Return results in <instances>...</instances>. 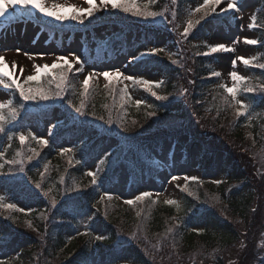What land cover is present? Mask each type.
Returning a JSON list of instances; mask_svg holds the SVG:
<instances>
[{
    "label": "trees",
    "instance_id": "16d2710c",
    "mask_svg": "<svg viewBox=\"0 0 264 264\" xmlns=\"http://www.w3.org/2000/svg\"><path fill=\"white\" fill-rule=\"evenodd\" d=\"M162 4L163 1L160 0L154 6V11L159 12L162 10ZM112 20H125L128 22H136L138 20L147 22V20L141 17H134L128 13L117 14L115 17L114 13H107L103 17L90 19V23L86 20L85 26H93L94 24H98V22ZM148 20L152 21L153 19L149 18ZM257 23L259 24V41L263 45L257 62L264 64V4ZM203 33L205 32L203 31ZM191 48L196 53H200L202 50L201 46L192 45ZM149 61L162 67L165 73L167 82L166 86H164V89L165 87L166 89L162 88L161 90L162 95H167L172 89H176V86H173L171 81H173L176 74H179L175 70L177 69V64H173L172 61L169 62L162 55L152 56ZM194 68L196 70L195 78L193 79L195 82L193 86L195 87L194 100L198 99L202 103L205 102L204 99H213L215 101L214 109L218 112L226 110L227 114L219 118V116H214V114L202 113L198 107L195 123L200 121L199 125L201 131L205 133V139L200 140L196 137L194 140L189 139L187 142L185 140L182 144L187 152L186 154L189 155L191 151L202 147L198 158V166L203 174H208L213 168L212 162L214 158L212 153H214V147L211 144L213 139H211V136L207 137L209 134L206 130L219 131L231 139L234 144L235 147L233 146L231 152L235 154L237 162L241 161L250 170V167H252L250 164L252 162L251 155H248L246 151L245 153L242 152V148L239 146V144H243L241 141L243 136L241 127L239 126V124H242V117L235 116L232 107L222 103L223 97L218 90H210L209 84L211 80L203 79L206 77V74L199 60L196 61ZM59 73L60 70L57 69L53 71L52 75H58ZM254 75L257 76V79L256 82H251V87H257V82H260L264 86V69L257 67ZM44 79L42 77L41 82H44ZM47 79H51V76H48ZM69 80L76 86L77 91L74 93L70 88L66 99H71L78 106L81 101L79 79L77 76H69ZM90 86L89 95L84 97L85 110L89 112L87 118L78 116L63 102L55 104L51 102L29 104L27 110L22 112L21 116L17 119H13L10 110L5 109V126L10 130L8 134L13 135L14 138L9 140L8 146L5 147L3 151L4 158H17L18 152L26 158L27 155H31L28 151L29 148L35 149L40 155L34 157L31 162H26L24 174L14 171L10 175L0 176V186L4 188L5 196L11 200L19 197L26 204L33 203L37 205L43 198L47 205L45 209L39 207L38 210L27 214L16 212L13 209L0 208L1 243H6L17 235L21 239L30 237L35 242H38L35 247L30 246L29 250L22 249L21 243L17 245V249H19L18 256L23 264H50L49 262L55 259L54 257L56 256L59 262L55 264H88L87 245L89 241H80L76 245L71 244L66 246L60 235L61 230L59 226L61 225L62 227L66 222H69L72 217L77 215L76 213L86 211L87 205L92 202L94 203L97 195L88 177L82 176L81 168H71L68 157L56 155L52 148L53 145L61 142V140L78 139L77 150L92 151L91 149L98 147L100 138L95 137V135L99 127L104 128L108 133L116 135L119 138L123 136H135L136 138L145 136L146 141L144 142L158 139L153 135L155 131H158L162 135L168 130L163 124L165 121L163 117L165 110L163 108L166 106V103H171L174 97L168 101H151V105H155L158 115L149 117L148 113L153 110L149 107L140 106L139 108L132 107L128 109L124 105L121 109L119 89L110 93L108 89H101L95 85ZM110 88L114 87L110 86ZM210 92L214 93L208 94ZM263 95L264 91L260 90L254 95H248L253 108H258V106L264 104ZM258 97L262 99L261 102H258L260 101ZM11 99L13 108H18L22 103L18 93H14ZM55 105L60 108V116L65 121L69 116L68 118L75 127L66 126L64 130L58 131L56 138L52 139V144L47 147L38 145L30 138L24 145H21L15 136L18 135L19 130L23 128L27 129L28 123L34 121V118L37 120L38 117L33 115L35 114V110L42 109L40 117L48 118L51 116L50 111ZM92 113H95L96 116H103L104 120H108L111 117L115 123L108 130V125L101 120L94 119ZM180 117H184V115H180ZM121 121L129 129L128 132H124L117 127V124L121 123ZM133 121L136 123H133ZM190 121L192 122V119ZM99 123L105 124V126ZM166 123L171 122L167 121ZM95 126L98 128H94ZM253 130L256 131V143L254 147L249 146L247 150L254 151L256 149L258 153L260 152V146L264 145V142H262L264 140V120L259 123L258 127H254ZM5 137L6 135L0 134V150H2L5 143ZM110 159L113 161V157ZM226 160L231 163L228 169V175H231V178L228 179L229 183L230 180L239 181L240 174L242 173L241 167L238 164L236 165L229 156ZM255 162L257 163L256 160ZM45 166H47L46 171ZM4 171L8 172V165H5ZM41 173H43V177ZM36 183L41 184L40 189L35 187ZM256 184L258 185L257 192L263 191L264 195V185L258 182ZM66 188L76 189L71 192V195L73 197L78 196L79 199L65 204L64 202L68 199L64 195ZM227 188L228 186L225 184L216 186L215 188L208 187L206 189L207 193L194 192L192 195L187 194L181 204L145 205L139 208V210L134 211H119L113 208V206H116L112 203V206H107L106 212L99 214L100 209L97 210V207H95L97 214L93 219V223L101 225L105 232V236L95 242V248L98 254L107 256L113 262L120 259H129V262L125 264H181L182 262L187 263L190 261L194 264L197 262L201 264H225V257L235 250V247L240 242L239 238L242 236V232L238 229L237 224L243 222L241 227L247 228V231H243V233H248L252 228L246 224L252 223V226L255 222V226L262 224L263 222L259 220L263 217V211L260 210H264V203L262 202V208L259 210L255 209V212H253V206L252 208L250 207L253 196L249 199L231 196L225 203ZM44 191L49 193L47 197L43 195ZM216 195L218 201L213 199ZM52 200L58 201L56 208H52ZM56 224L59 225L56 226ZM188 224H202L203 228L191 230L190 227L188 228ZM169 228L172 229L171 233L168 232ZM43 233L46 239H41L40 236ZM250 248L251 246L249 245ZM211 258L213 259L212 261L210 260Z\"/></svg>",
    "mask_w": 264,
    "mask_h": 264
},
{
    "label": "rangeland",
    "instance_id": "374dc122",
    "mask_svg": "<svg viewBox=\"0 0 264 264\" xmlns=\"http://www.w3.org/2000/svg\"><path fill=\"white\" fill-rule=\"evenodd\" d=\"M141 1H143V4L147 2H154L156 0ZM45 3L48 7H51V5L54 3L64 5L65 7H88L87 0H45ZM97 3H99V0H97ZM202 3L203 0H189L185 4V7L182 8V14H180V18L177 22L172 20L170 17L171 15H173V13L177 14L175 10H172L170 15L167 16L168 18L165 19L164 24L159 25L161 28L166 27L169 31L161 35L159 37V41L155 45H148V47H146L144 51L142 47H138V49L135 51H128L126 54L117 55V57L113 61L106 62V64L85 66L84 71L81 73L80 81H82V79L90 72H101L107 70L114 71L116 69H119L125 75H133L137 79H147L154 83L164 81L166 84V78L163 76L162 71H157L155 69L149 70L140 66V63L143 62L147 56L136 63H129V61L132 60L133 56H139L140 52L148 51L153 47L164 48L172 58L179 56L181 52L177 41L179 43L182 42L185 44V42L189 40V38L184 39L181 33H183L184 28L187 27L189 21H194L195 18L192 17L196 13L195 8ZM226 6L227 0H224L220 7ZM258 6L259 2H257L256 0H242L240 11L234 14L236 16V19H230L226 15L225 17H223V26L218 27L214 31L210 30L208 35L204 36L203 41L207 48L216 44H225L235 49V51L227 55H224V53H218L216 57H212V55H209L208 63L210 65V69L212 71H219L221 73V76L217 77L218 81H216L213 86H217L221 90L223 97L225 94L223 93V89L219 86L221 84L227 87L233 86V82L229 76L230 71H236L238 74L245 77V81L250 79H257L255 75L253 76V73L250 69L252 67L251 65H248L251 66L248 67L237 60L236 67L233 69L231 62L234 58L240 56L246 57L250 60H254L256 58V55L260 52L257 46L246 45L243 43L245 37L249 39H257L255 27L249 29L248 25L253 22L252 17L254 16V11L258 8ZM113 10L114 9H112L109 5V8L107 10L96 12V14L104 15V13H106L107 11ZM8 11L12 12V9L9 8ZM217 11H219V8L217 9ZM16 13L17 14L15 17L8 16L4 19H0V56H3L5 58V62L8 65L7 70L12 71L13 78L17 79V81L21 84H23V80L27 75L34 74L35 70L33 65H50L51 63L55 62L57 56H69L70 53L79 55L83 59L86 47L90 49L91 53H94L93 51L96 45H98L99 43H105V40L108 37L107 30L105 29L106 27H94L92 29V32L85 33V31H83L82 29L84 28V26L71 23L67 25L74 28V30H76V33L73 34V36H67L65 39H63L62 44L59 46L53 39V36L49 37L47 34L43 33L38 25L34 23V21H45L48 23L52 22L55 25H59V23L52 21L50 18L42 17L38 12L30 8L26 10L17 9ZM27 14H30V19L27 18ZM197 14H203V12ZM169 21H171V23H169ZM172 26L175 27V29ZM172 30H174L175 32V34L173 35L171 32ZM189 44L191 43H187L188 50H191ZM193 44L197 45L200 44V42H195ZM16 49H21L22 51L18 54ZM188 52L189 55L192 56L193 52ZM25 53L30 54L33 58L29 59L28 56L25 55ZM165 56L168 58V55ZM69 58L71 59L70 56ZM13 62L17 65V68L15 70H13L11 67ZM194 66L195 63L190 64L188 62L186 67L187 71L180 73L179 79L177 81L174 80L176 79L175 77L173 81H171V84L173 86H176V88L179 87L182 91V99L180 98V100H177L176 102L178 103L173 105V107L170 108L169 112L179 114V112L181 111V113L184 114V118L175 119L174 117L171 118L173 119L172 121L166 119L165 123L167 121L171 122L169 124L172 125V127H174L182 135H184V137H191V135H194L200 140H203L205 139V133L201 131V127L199 125L200 121L198 122V125L195 124L196 127L192 129V127L195 126L193 124L196 122L195 115L198 107L201 109L202 113H207L209 115L214 114V116H219V118H221L222 115H226L227 111H216L214 109L215 101L213 99H205V106L199 105L196 101H194V103L186 102L184 97L186 96V93H188V87L185 85V83L186 81L190 83V81L195 76L196 70ZM74 67L77 68V65H74ZM19 68L24 69L23 74L20 73ZM4 82L10 83V80L5 77ZM91 82L93 84L95 83L96 86L98 85L99 88H104L105 81L102 76L98 79H94ZM112 84H115L116 86L119 85L120 88H123L124 84L128 85L127 91L128 95L131 97L130 100L127 98L128 106H135L133 101L137 99H141L145 102L144 104L150 105L149 101L155 98L151 95V91H155L157 93V91L159 90V88L155 87H153L151 90L141 89L138 88V84L133 85L131 81H125L124 83H121L120 81L114 79L112 81ZM24 86L26 88L28 87L27 85ZM237 87L239 89L237 99L242 103L249 105L247 99H245L243 82L241 84H238ZM185 89L187 90L186 92L184 91ZM189 90L191 91L190 88ZM14 93H18L14 88L5 89L3 87V84H0V103L8 104L9 102H11V97ZM233 110L236 112L237 108L233 107ZM190 118L192 119V122L190 121ZM263 119L264 105L259 107V109L249 108L247 114L245 116H242V124H239L243 136L241 140L243 144H239V146L242 148V152L245 153L246 151V153L248 152V155H251L250 158H252V162L250 164L252 165V167H250V170L241 161H239V163L237 162L235 154L231 152L234 146L231 139L227 138L223 133H220L219 131L213 132L212 130H206V132L209 134V136L207 137L211 136V139H213V142L211 144L214 147V153L212 154L214 160L212 163L213 165H215L213 171L209 173L212 177L208 180L210 182L226 181V179L231 178V175H228V169L231 166V163L225 160V157L227 158L229 156L236 165L238 164L239 167H241L242 172L240 174L241 177L239 178V181L236 183H231L230 185L233 188H236L238 192L236 196L245 197V199H249L253 196L250 207L252 208L253 206L254 209L258 210L262 208V202L264 203L263 191L258 193V185L256 184V182H258L261 183V185H264V145L260 146V152L258 153L256 152V149L254 151H248L247 149L249 148V146H255L256 131L253 130V128L258 127L259 123ZM60 121L61 119L58 118L55 113L50 120H44L39 126L31 125L30 130L37 137L48 139L50 137L48 135V128H50L53 124L57 125ZM100 125L105 126V124ZM107 129L109 130L108 126ZM261 132L263 131L261 130ZM23 134H25L24 131ZM191 139L193 138L191 137ZM262 142H264V140ZM8 144L9 143L6 141V145ZM111 145L112 146H110L106 151L100 154L99 157L92 159L91 161H89V163H86L84 171H96L99 168L100 176V174L103 172L104 164L100 165L99 160L104 158L103 155L110 152L113 148L117 147L115 142ZM66 147L73 149L72 142L63 144L61 147L57 148V151L61 153L62 149ZM149 153L156 163V168L154 169V179L147 175V171L144 168H141L138 164H135V168L138 169L140 179L138 187L133 186L132 180L130 179L129 170L124 169L122 175L118 178L117 184L112 187L111 190H107V193L111 194V198L114 201L118 202L119 206H128L124 203V199H134L135 195H138L144 191L152 193L150 197L146 198H149L153 201L157 200L160 202H165L167 200H175L176 204H181L183 200L182 197L185 192L181 191V189L186 187L187 183L191 181V179L185 181V176L195 177L196 180L200 179V181H208L204 176L196 172L197 164L195 162V159L197 156V151L191 153L192 157L189 164L184 163L183 150L180 145H177L175 142L172 143L165 140L160 151L153 149L150 150ZM72 157L76 159V161H80L82 159V156L76 152L73 153ZM255 160L258 164L255 162ZM134 161L136 162V160L133 158L131 162L134 163ZM0 163H2L1 160ZM252 170L253 172H251ZM172 175L179 176L180 179L171 181ZM100 183H102V181H99V184ZM103 188L104 186L101 187V192L104 191ZM231 192L232 189L229 190L228 194H230ZM4 193L5 192L3 188H0V198H2V202H8V199L5 198L6 196H4ZM12 203H14L17 207L23 209V211L21 212L24 213L30 212L35 209L34 205H25L18 198ZM40 204L45 205L46 203L41 201ZM260 211H263V217L261 216L262 218L259 221H262L264 223V210L261 209ZM92 212L93 210H91L87 214L78 216L70 225V227H66L63 233L64 240L66 241V243L71 244L75 242L80 236H82L81 233L89 232L92 235V239L88 243V245L90 246L88 255V257H90V264H111L108 263L105 259L100 258L96 255L95 246H93L95 240L93 238H95L97 235L104 237L105 233L99 226L91 227L90 220L92 219ZM242 223L240 222L237 224L238 229H240V231L242 232V236L240 235L241 237L239 238L240 242L237 247H235V250L225 257V264H262L261 259L264 260V224H260L262 226H255V222V224L252 226V223H247L246 225L248 227H251L252 229L248 233L246 232L245 235L243 231H247V228L243 226L241 227ZM193 228L200 230L202 229V225H195L193 226ZM43 235L45 234L43 233L40 236L41 239H46V237H44ZM17 242H19L18 238L13 239L9 242L6 249L2 245H0V261H5L7 263L9 262L10 264H23L22 260L17 257L19 252V249H17ZM32 244H34V240L28 237V239L22 242L21 247L24 250H29V246ZM249 245L251 246L250 249ZM54 258L55 259L49 262L50 264L59 262V260L56 259L58 258L57 256ZM210 260L212 261L213 259L211 258ZM121 261L122 260H120L118 264H125L126 262H129V259H126L122 262ZM181 264L194 263L190 261L187 263L182 262ZM196 264L201 263L197 262Z\"/></svg>",
    "mask_w": 264,
    "mask_h": 264
},
{
    "label": "snow or ice",
    "instance_id": "6c2138e0",
    "mask_svg": "<svg viewBox=\"0 0 264 264\" xmlns=\"http://www.w3.org/2000/svg\"><path fill=\"white\" fill-rule=\"evenodd\" d=\"M175 2L176 0H173V3ZM223 2L224 0H203V3L195 8V12L196 13L203 12V16H201L200 19H205L208 16H212L213 19H216L220 17H225L226 15L230 19H236V16L234 14L240 11L242 0H227V6L220 7ZM87 5H88L87 8H76V7H65L64 5L54 3L51 5V7H48L45 3V0H0V19H4L8 16L15 17L17 14L16 13L17 9L26 10L30 8L38 12L42 17L50 18L52 21L59 23L61 25L75 23L80 26H85L86 20H88L90 23L91 22L90 18L93 17L96 12L107 10L109 8V5L114 10L118 9L123 13L131 14L134 17H141L145 20H148L149 18L155 20L158 17L161 18L164 17L163 12L142 11L140 5L137 3V0H99V3H97V0H87ZM9 8L12 9V12L8 11ZM218 8L219 11H217ZM173 17H175V13H173ZM252 21L253 22L248 25L249 29H252L256 26L254 16L252 17ZM169 23H171V21H169ZM195 23L199 24L200 20H197ZM193 28H194L193 22L189 21L187 27H185L183 33H181L184 39L188 38ZM243 43L246 45H257L260 43V41L245 37ZM16 51L19 54L22 50L16 49ZM233 51H235L233 47H229L225 44H216L208 47L207 51L197 53V55L209 56L216 53H227ZM158 53H164L165 55H168V58L170 60H172L171 55H169L164 48L153 47L149 49L147 52H140L139 56H133L132 60H130L129 63L139 62L146 56H155ZM25 55L28 56L29 59L33 58L28 53H25ZM69 56L71 57V59L69 58ZM69 56H64V55L57 56L55 62L51 63L50 65L49 64L33 65L35 70L34 74L27 75L23 80V84L19 83L17 79L13 78V72L7 70L8 65L5 62V58L3 56H0V84H3V87L5 89L14 88L15 91L19 93V97L22 101V103L19 105L18 108H13L11 102H9L8 104L0 103V134L6 135L9 140H12L14 138L13 135H8L10 130L5 126L6 125L5 109L10 110V114L13 119H17L21 116L22 112L27 110V106L29 104H40V103H49V102L55 104L57 102H63L68 108L72 109L78 116L87 118L89 116V112L85 110L86 105H85L84 97H87L90 93V82L93 81L94 79H98L101 76L105 81L104 88L108 89L110 93L116 91L115 88H110V85L112 84V81L114 79L120 81L121 83H124L125 81H131L133 85L136 84L144 85L145 88L148 90H151L153 87L159 88L163 83V81L159 83H154L147 79H137L133 75H125L119 69H116L114 71L107 70L101 72H90L82 79L80 83L79 95L81 96V101L80 104L77 106L73 103L71 99H66V96L68 95L70 88L74 93L77 91L76 86L72 84L71 80H69L68 74L72 72L74 65H80V68L76 69V71L83 72L86 61H84L81 56L76 55L74 53H70ZM237 60H239L241 63H243L246 66L253 64V60L240 56L232 60L231 63L233 69L236 67ZM172 63L175 64L176 61L172 60ZM255 66L264 69V64H256ZM11 67L13 70H15L17 68V65L13 62ZM57 69L60 70V73L58 75H52L53 71ZM19 71L21 74L24 73L23 68H19ZM48 76H51V79H47ZM211 76L219 77L221 76V73L219 71H213L211 73ZM229 76L233 82V86L227 87L223 84L219 86L220 88L223 89V93L225 94L222 103L228 105L229 107H236L237 111L235 112V116L237 117L245 116L247 114V111L249 110V105L244 104L237 99V95L239 91L237 85L243 82L244 90L247 92H253L255 91V89L249 87L247 82L245 81V77L238 74L236 71L234 70L230 71ZM5 77H7L10 80V83L4 82ZM42 77L45 78L44 82H41ZM24 85H27L28 87L26 88ZM127 88L128 85L124 84V87L119 90L121 109L124 107L125 97H127L129 100L131 99V97L128 95ZM184 91L186 92L187 90L185 89ZM151 95L155 97L156 101L169 100L168 95H159L155 91H151ZM133 103L137 108H139L140 105L144 104L145 102L141 99H137L134 100ZM145 107H149L153 109L148 113L149 117H155L158 115V112L155 110V105L145 104ZM92 116L94 119L103 121L105 124L108 125L109 128H111L112 125L115 123V121H113L111 117L108 120H104L103 116H96L95 113H92ZM133 123L136 122L133 121ZM56 127L57 125L53 124L50 128H48L49 136H52L54 134L53 130ZM117 127H119L124 132L129 131V129L124 125L122 121L121 123L117 124ZM15 138H18L19 143L21 145H24L29 138L35 141L38 145H42L44 147H47L49 145V141L47 139L39 138L31 131L28 132L27 136L21 132L17 136H15ZM124 139L127 138L125 137ZM28 151L29 153H31V155H27L26 158L24 155L18 152L17 158H13V159H5L4 154L0 152V160L3 161L2 163H0V176L10 175L14 171H18L19 173L24 174L26 162H31L34 159V157L40 155L39 152H37L35 149L32 148H29ZM71 151H72L71 148H67V147L63 148L61 151V155H64L65 153ZM113 155L115 154L111 152L106 153L105 158L99 160V164L100 165L105 164V159ZM112 162L113 161H109V163ZM71 163L72 161L69 160V164ZM76 163H80V161L77 160ZM5 165H8V172L4 171ZM46 170H47V166H45V171ZM99 172L100 169L98 168L96 171L88 170L84 173V175L86 177H91V185H98L100 180ZM41 176L43 177V173H41ZM179 179H180L179 176L176 175L171 176V181H176ZM190 179L196 180L195 177H187V176L184 177L185 181H188ZM213 183L219 184L221 183V181H213ZM35 187L37 189H40L41 184L36 183ZM75 190L76 189L74 188L65 189L64 195L68 197V199L64 202L65 204H69L73 202V200L79 199L78 196L73 197L71 195V192ZM187 190H188L187 187L181 189V191H187ZM188 194L192 195L190 191ZM43 195L47 197L49 193L47 191H44ZM106 195H108L109 199H111V194L106 193ZM151 195L152 193L148 191H144L138 195H135L134 199H124V203L126 205H133L137 201H144L146 197H150ZM213 199L218 201L217 197H213ZM101 200H103V197H101ZM57 203H58L57 200H52L51 201L52 208H56ZM165 203L172 205V204H176V201L167 200L165 201ZM0 208L14 209L16 212L23 211V209L17 207L14 203L4 204L2 202V198H0ZM253 212H255V209H253ZM5 219H7V217H5ZM168 232L171 233L172 229L169 228ZM81 234L87 235L88 233L85 232ZM102 238L103 237L100 235H97L95 237V239L98 241L101 240ZM133 239H135V237H133ZM0 264H4V262L0 261Z\"/></svg>",
    "mask_w": 264,
    "mask_h": 264
},
{
    "label": "bare ground",
    "instance_id": "6f19581e",
    "mask_svg": "<svg viewBox=\"0 0 264 264\" xmlns=\"http://www.w3.org/2000/svg\"><path fill=\"white\" fill-rule=\"evenodd\" d=\"M224 63V62H223ZM221 65H222V63H221ZM226 66V65H225Z\"/></svg>",
    "mask_w": 264,
    "mask_h": 264
}]
</instances>
